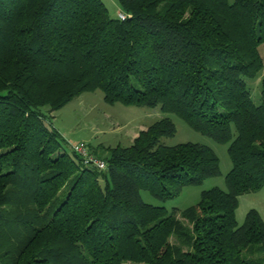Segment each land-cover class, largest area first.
Instances as JSON below:
<instances>
[{"label": "trees", "instance_id": "obj_1", "mask_svg": "<svg viewBox=\"0 0 264 264\" xmlns=\"http://www.w3.org/2000/svg\"><path fill=\"white\" fill-rule=\"evenodd\" d=\"M117 2L125 21L102 0H0V264H264V219L236 217L264 188V0ZM98 90L228 145L226 189L187 223L144 201L221 175L208 146L162 143L178 132L168 116L94 154L106 172L85 166L51 114Z\"/></svg>", "mask_w": 264, "mask_h": 264}, {"label": "rangeland", "instance_id": "obj_2", "mask_svg": "<svg viewBox=\"0 0 264 264\" xmlns=\"http://www.w3.org/2000/svg\"><path fill=\"white\" fill-rule=\"evenodd\" d=\"M102 1L108 8L110 16L118 18V12L121 9L117 0ZM233 1L229 0L230 3ZM260 52L264 59V45L260 48ZM263 74L264 70L262 71ZM258 80H247V82L251 89L255 85H259L252 90V96L255 102L260 103L261 84ZM51 116L53 117V127L60 133L64 141L63 146L69 152L70 145L85 142L92 148L94 147L99 156L105 157L107 152L104 148L132 145V140H135L140 130L147 129L165 116L170 117L175 122L178 132L174 138L164 139L163 144L174 147L179 144L194 143L211 148L220 159V176L206 180L201 186L187 187L178 198L166 203L157 201L148 193L143 194V199L148 204L166 207L169 211L175 209L178 219L185 223L187 221L181 217V213L190 207L197 206L204 191L213 188L226 189L225 179L232 169L228 145L216 143L209 137L191 129L178 117L164 115L159 108L126 107L121 104L109 105L104 101L103 93L98 90L83 94ZM251 209L257 210L264 219V188L258 193L247 194L240 198V205L236 214L240 225Z\"/></svg>", "mask_w": 264, "mask_h": 264}, {"label": "built area", "instance_id": "obj_3", "mask_svg": "<svg viewBox=\"0 0 264 264\" xmlns=\"http://www.w3.org/2000/svg\"><path fill=\"white\" fill-rule=\"evenodd\" d=\"M128 15H126L124 12L119 11L118 12V18L121 21L127 20ZM70 151L78 155L83 162V164L87 167H93L101 172L107 171V163L105 160L98 158L95 156L90 146L85 142H80L77 144L70 145Z\"/></svg>", "mask_w": 264, "mask_h": 264}, {"label": "crops", "instance_id": "obj_4", "mask_svg": "<svg viewBox=\"0 0 264 264\" xmlns=\"http://www.w3.org/2000/svg\"><path fill=\"white\" fill-rule=\"evenodd\" d=\"M145 130H147V129H142V130H140V132L141 131H145ZM139 136V134L135 137V139L137 138ZM134 141V139L132 140V142ZM91 147V150H92V152L93 153H95L97 156L99 155V153H96V149H94V147L92 148V146H90ZM95 150V151H94Z\"/></svg>", "mask_w": 264, "mask_h": 264}]
</instances>
